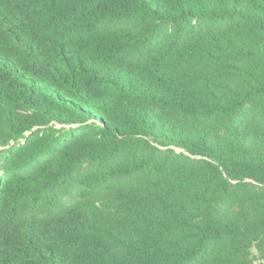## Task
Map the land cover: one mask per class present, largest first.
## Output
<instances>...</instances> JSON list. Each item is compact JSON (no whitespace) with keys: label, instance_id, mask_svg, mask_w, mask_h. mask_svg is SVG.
Returning a JSON list of instances; mask_svg holds the SVG:
<instances>
[{"label":"trees","instance_id":"16d2710c","mask_svg":"<svg viewBox=\"0 0 264 264\" xmlns=\"http://www.w3.org/2000/svg\"><path fill=\"white\" fill-rule=\"evenodd\" d=\"M0 264H264V0H0Z\"/></svg>","mask_w":264,"mask_h":264},{"label":"rangeland","instance_id":"374dc122","mask_svg":"<svg viewBox=\"0 0 264 264\" xmlns=\"http://www.w3.org/2000/svg\"><path fill=\"white\" fill-rule=\"evenodd\" d=\"M3 159V157H1V160Z\"/></svg>","mask_w":264,"mask_h":264}]
</instances>
